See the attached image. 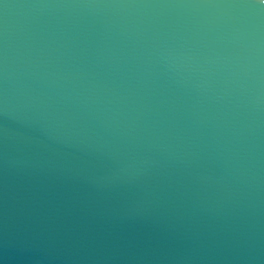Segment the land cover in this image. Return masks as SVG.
Returning a JSON list of instances; mask_svg holds the SVG:
<instances>
[{"label":"water","instance_id":"water-1","mask_svg":"<svg viewBox=\"0 0 264 264\" xmlns=\"http://www.w3.org/2000/svg\"><path fill=\"white\" fill-rule=\"evenodd\" d=\"M0 264H264V0H0Z\"/></svg>","mask_w":264,"mask_h":264}]
</instances>
